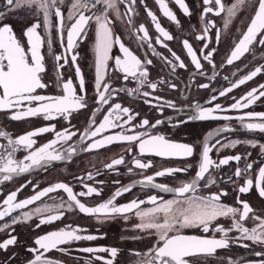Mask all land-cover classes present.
<instances>
[{
  "label": "flooded vegetation",
  "instance_id": "obj_1",
  "mask_svg": "<svg viewBox=\"0 0 264 264\" xmlns=\"http://www.w3.org/2000/svg\"><path fill=\"white\" fill-rule=\"evenodd\" d=\"M74 2L75 0H63V3H59L58 0L57 7L64 17L61 31L60 18L54 14L51 16L52 27L49 29L42 12L27 7L8 11L6 0H0V13L4 14V18L0 19V25L6 24L12 27L16 39L25 50L29 63L32 62L31 46L25 34L26 29L36 23L40 24L37 31L43 40L40 53L45 67L40 77L46 87L37 88L34 95L63 97L66 95L63 84L71 81L77 96L82 97V102L86 105L71 111L70 114H54L52 119H45L43 114L27 116L19 120L11 118L17 112H25L28 107L48 103L47 100L31 103L25 101L19 107L0 110V132L7 134L0 136V164L7 161L9 153H12L13 159L21 165L30 163L26 157L31 152L53 141L57 142L49 151L62 156L60 160L42 161L40 165L33 166L27 172L13 174L11 180H3L5 174L0 173V181H2L0 211L8 207L3 201L13 192L17 193L15 202L18 203L56 184L71 187L77 199L88 208L99 207L112 199L118 190L129 186L131 191L116 197L114 204L123 206L133 200L143 203L140 209L125 214L106 215L103 212L86 214L79 210L63 189H57L24 208L14 209L10 215L0 219V243L11 237L16 238V244L10 245L6 250L0 249V264H30L37 255L41 256L42 262L50 261L51 264H107L109 260H112L113 264H142L150 260L155 255L153 250L162 242L159 241L155 229L141 230L136 227L141 221L135 213L154 207L150 203L152 196L157 197L158 203L183 198L176 197L173 192H164L139 182L151 176L154 177V184L166 185L173 189L180 187L184 182H190L198 172L205 144L212 148L209 156L217 164L222 159L236 155H240L241 160L239 162L230 160L227 165L210 167L204 179L199 181L196 195L203 197L220 195L221 204L240 209L241 212L243 206L240 201H244L249 204L253 212L243 220L239 218V213L235 219L232 216L220 217L213 221L208 232H204L202 228L181 229L179 233L181 235L208 239L224 238V233L215 231L216 227L232 229L227 236L228 248L217 249L213 255L201 254L186 259L190 264H229L230 259L233 264H261L264 256H257L255 253L264 252V245L242 239V233L236 231L233 225L238 221L244 227L252 229L259 226V221L254 217L264 218V198L259 196L257 187L259 169L264 167V150H262L264 132L248 130L244 126L247 123L264 122L249 117L251 113H264V97L247 108L236 109L232 106L241 102L248 92L264 84V67H262L264 45L254 43L250 46L249 52L231 65L227 64L231 51L255 15L259 0H245L231 22H228L227 9L235 5L237 0H222L225 11L220 15L215 14L219 6L214 0L210 4H205L204 0H185L190 14H185L175 0H165L169 10L176 16V21L170 20L163 14L157 0H135V3H132V0H115L116 8L106 10L111 21L114 43L110 51L111 58L107 62V71L99 89L96 87L94 49L97 25L95 21L89 22L71 50L67 48V32L75 22L74 19L68 18L73 12ZM207 8H212L214 11L205 15ZM102 10H104L103 5H97L91 10L77 11L92 16ZM149 11L157 17L160 26L173 37L171 40L165 39L157 31L156 22L148 15ZM141 26L147 30L148 38H143ZM200 36L204 39H199ZM117 38L118 42H116ZM259 39L258 37L257 40ZM184 41H187L196 52L201 63L200 69H196L193 64L187 48L184 47ZM120 43L141 60L143 69L147 71L146 77L125 78V74L118 69L115 59L124 58L119 47ZM72 55L77 56L75 62L71 59ZM206 55L209 56L211 63L204 59ZM57 56L66 57V60L57 61ZM176 57H179V60ZM149 60L151 64L147 63ZM181 62L185 65L184 68L179 67ZM77 66L80 69L79 73L76 71ZM257 67H262L261 73L235 87L241 78ZM81 76L84 79L82 87ZM141 80L144 81L143 85L140 83ZM150 84H155L156 88H151ZM105 87L108 89L107 92H104ZM229 88L232 91H227ZM2 91L0 89V94ZM221 92L226 94L221 96ZM101 94L105 96L106 103L100 101ZM116 104H120L121 109L127 108L128 113L115 110ZM198 108L215 109L213 116L221 118L192 120L191 117L196 114ZM109 112H112L110 119L117 127L108 128L95 137L86 136V132L90 134L103 123ZM129 116L132 117L131 120ZM239 117L245 118L243 122ZM145 119L149 121L148 125L141 126ZM45 127L54 128V131L32 137L35 144L30 149L23 145L9 144V140L15 141ZM58 133L71 134V138L58 139ZM120 134L141 135V139L162 135L170 142L191 146L193 155L177 158L141 154L139 141L113 142L87 150L90 145L104 137ZM13 147L16 148L15 151ZM70 149L74 151L70 152ZM121 157L124 160L123 164L108 167L115 159ZM136 159L150 162L151 166L145 169L136 168L134 165ZM248 164L252 165L251 169H247ZM177 168H186L187 171L156 176L157 172ZM238 168L241 170L240 177L235 176ZM248 179L253 180V188L248 193H240L239 187L246 185ZM210 180H214L215 183H209ZM89 187L96 189L99 194L93 192L90 195H78L81 192L87 193ZM68 204L73 205L72 209L68 208ZM37 209L40 211L37 212ZM26 215H30V218L25 219ZM52 215H59L61 218L41 223ZM62 230H77V235H92L97 238L73 240L51 250L29 251V249H38L39 246L35 244L36 239ZM174 234L169 233V235ZM244 244L248 247L241 246ZM85 248H116L118 254L113 260L109 252H85L83 251Z\"/></svg>",
  "mask_w": 264,
  "mask_h": 264
},
{
  "label": "snow or ice",
  "instance_id": "obj_2",
  "mask_svg": "<svg viewBox=\"0 0 264 264\" xmlns=\"http://www.w3.org/2000/svg\"><path fill=\"white\" fill-rule=\"evenodd\" d=\"M163 14L172 21H176V16L171 10H169L165 0H157ZM213 0H204L205 4L212 3ZM215 4L219 6L218 10L215 11L216 15H220L221 12L225 11V7L222 3V0H214ZM58 0H6V5L8 6V11L14 10V8H35L39 12L43 13V18L46 25L49 29L52 27L51 16L60 18V29L63 30V13L57 7ZM59 3H63V0H59ZM132 3H135V0H132ZM175 3L184 11L185 14H190L185 0H175ZM245 0H237V3L231 8L227 9L228 22H231L232 17L236 15V12L239 8L244 5ZM97 5H103V9L99 14H93L92 16L85 15L82 11H77L79 9L91 10V8L96 7ZM116 4L115 0H75L72 4L73 12L69 14V19H74L75 22L71 25L70 29L67 32V48L71 50L78 39L81 38V33H84L85 27L89 24L90 21H95L97 25L96 33V44H95V56H96V87L100 88L101 81L104 79V75L107 71V62L111 58L110 51L113 46L114 40L112 35V30L110 27L111 21L107 15V9H115ZM54 9V13H53ZM131 11V9H129ZM212 8H207L205 10V15L208 12H213ZM117 15H119L117 11ZM148 15L151 16L152 20L156 22V29L159 31L162 36L171 40L173 37L165 31L160 24L157 22V17L151 12H148ZM4 18V14L0 13V19ZM40 27L39 23L32 25L26 29V36L28 42L31 46V60L25 53L24 48L21 46L19 41L16 39V36L13 33V29L10 25H0V89H2V94H0V110L11 109L13 107H19L25 101L31 103L33 101L43 102L45 100L49 101L48 103H41L37 107H28L25 112H17L11 118L14 120H19L27 116H37L44 115L45 119L54 118V114H70L73 110H78L86 105L82 102V97L77 96L75 89L71 81L65 82L63 84V90L66 95L63 97H45L43 95H34L37 88H44L46 85L41 82L40 73L45 71V67L42 63L43 56L40 53L41 45L43 40L38 33L37 29ZM140 31L144 33L143 38H148L147 30L141 26ZM207 31V29H205ZM260 38L257 40V38ZM199 39H204L203 36L198 37ZM118 42V38L117 41ZM254 43H259L264 45V0H259L258 8L255 12V15L250 20L246 31H244L236 43L234 49L231 51L230 57L227 60V64L231 65L234 61L240 59L245 53L249 52L250 46ZM166 47V45H164ZM121 52L124 54V58H116L115 65L118 69L125 74V78L128 76L132 77H146L147 71L143 69L141 60L134 55L123 43L119 45ZM184 47L187 48L188 54L190 55L193 64L196 69L201 68V63L197 57L196 52L193 50L192 46L184 41ZM175 55V53H173ZM65 59L66 57L57 56L56 60L59 61ZM72 61L75 62L77 59L76 55H72ZM179 60V57H176ZM204 59H209V56H205ZM148 64H151V61H147ZM63 67V65H61ZM175 67V66H174ZM179 67L184 68L185 65L183 62L179 64ZM264 67V66H262ZM262 67L255 68L250 74L241 78L235 87L246 83V81L252 80L262 71ZM77 73L80 72L79 67L76 68ZM143 85L144 81H140ZM84 84V79L81 76L80 85L81 87ZM151 88L155 89V84L149 85ZM202 87H207V85H202ZM264 84H261L258 89H253L248 92L246 96L242 98L241 102H237L232 107L236 109L247 108L253 104L256 100L264 97ZM107 87L104 88V92H107ZM227 91H232L231 88ZM257 93H259L257 95ZM225 92H221L220 95H225ZM148 95V93H144ZM101 102H107L103 94L99 97ZM243 101H246L243 102ZM219 107V106H217ZM115 110H122L124 113H128L127 108L121 109L120 104L115 105ZM215 109L208 108H198L195 115L191 117L192 120H206V119H219L221 117L213 116ZM112 112L108 113V116L105 117L103 123L99 127L95 128L90 134L85 133L86 136L90 135L95 137L108 128L117 127V125L110 119ZM250 118H258L260 121H264V113H251L249 114ZM224 119H229V117H223ZM132 117L129 116V120ZM243 122L244 117H239ZM148 120H143L141 126L148 125ZM159 123V121L157 122ZM248 130H259L264 132V122L261 123H247L244 125ZM54 131V128H41L37 131L30 132L25 136H22L15 141L9 140L11 145H23L26 148H32L35 141L32 137L40 135L42 133ZM4 132H0V136H6ZM57 138H63L68 140L71 138V134L58 133ZM139 141V151L141 154H152L160 157H177L185 158L193 155V148L187 144L173 143L164 138L162 135L150 136L147 139H141V135H110L104 137L103 139L96 141L89 146L87 150L96 149L103 147L106 144L113 142H128L133 143ZM57 141H53L39 149L31 152V154L26 157L30 163L21 165L15 161L12 157V153H9L7 161L3 164H0V173H4L3 180H11L13 174L19 175L21 173L29 171L33 166L40 165L42 161H54L62 159L60 154H56L49 149L53 148V145ZM255 146V145H253ZM16 148L13 147V151ZM264 150V146H262ZM74 151V149L69 150ZM212 151V148L205 144L202 152V160L199 165L198 172L196 177L190 182H184L178 188H169L166 185L154 184V177H147L144 181H140L142 185H151L155 188L160 189L164 192H173L176 197H182L183 199L174 198L172 200L163 201L158 203L156 196L150 197V203L154 207L148 210H140L135 214L139 217L140 223L136 225L137 228L141 230L155 229L156 233L159 236V241L162 243L156 247L153 251L154 256L150 260L142 262V264H190L186 259L187 257L195 255H213L217 249H226L229 247V240L227 238L228 232L232 229H224L223 227H216L215 231L224 233V238L222 239H208L198 236H186L181 235L180 230L183 228H202L204 232L209 231L210 225L213 221L217 220L220 217L232 216L234 219L237 213L240 214L239 218L241 220L248 218L249 213L253 212V209L249 206L247 202L240 201L243 206L241 212L240 209L228 207L227 205L220 203V195H211L209 197H203L196 195L199 187V181L203 180L205 174L209 172L210 167H219L220 165H227L230 160H235L239 162L241 160L240 155L233 157H227L222 159L219 164L214 162L209 153ZM123 158L115 159L112 164L108 165L109 168L114 165L123 164ZM134 165L136 168L145 169L151 166L150 162H142L139 159L134 160ZM252 165L248 164L247 169H251ZM187 171V169H165L163 171L157 172L156 176H165L171 175L175 172ZM235 176H241V170L238 168L235 171ZM2 182V181H0ZM209 183H215L214 180H210ZM254 186L253 180L248 179L246 185L239 187L238 191L240 193H248ZM259 188V196L264 198V167L259 169V183L257 185ZM57 189H63L64 192L68 194V197L79 210L86 214H95V213H105L106 215L112 214H125L133 212L134 210L140 209L143 201L133 200L130 203L123 206H116L114 200L116 197L122 195L125 192L131 191V186L125 187L121 190H118L112 199H109L106 203L100 205L97 208H88L83 203L77 199V195L73 193L71 187L65 184H56L54 187H49L45 190H42L37 195L31 197L30 199L23 200L21 202H15L17 193L13 192L7 196L3 201L4 205L8 207L3 211H0V219H3L5 216L10 215L14 209H21L26 207L29 204H32L36 200H40L41 197L47 195L50 192H53ZM93 192L99 194V192L89 187L87 193L81 192L78 195H90ZM191 194V195H189ZM227 195V193H222ZM64 207V205H60ZM73 205L68 204V208L72 209ZM40 209H37L39 212ZM30 215H26L25 219H29ZM59 215H52L47 218V220H42L41 223H47L60 219ZM255 220L259 221L258 227H253L249 229L241 225L238 221L233 225L236 231L242 233V239L252 241L256 244L264 245V218L254 217ZM162 220L163 222H159ZM15 222V221H14ZM77 230L70 231H55L48 235H44L35 240V244L38 245V249H29V251H38L39 249L51 250L57 248L59 245L69 243L73 240H94L97 237L88 235L80 236L76 234ZM175 233L174 235H169V233ZM16 244V238L11 237L0 243V249H7L10 245ZM242 247H248V245H241ZM85 252H109L111 257L114 258L118 254L116 248H85ZM137 255H139L137 253ZM151 255V253L149 254ZM257 256H264V252H256ZM99 259V257H97ZM30 264H51L50 261H41V256L37 255L35 260L31 261ZM107 264H113L112 260L107 261ZM229 264H233V261L230 259ZM264 264V261L261 262Z\"/></svg>",
  "mask_w": 264,
  "mask_h": 264
}]
</instances>
